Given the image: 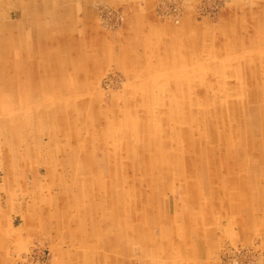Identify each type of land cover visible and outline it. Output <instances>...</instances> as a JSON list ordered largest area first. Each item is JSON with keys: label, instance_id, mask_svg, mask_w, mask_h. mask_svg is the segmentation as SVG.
I'll return each mask as SVG.
<instances>
[{"label": "bare ground", "instance_id": "6f19581e", "mask_svg": "<svg viewBox=\"0 0 264 264\" xmlns=\"http://www.w3.org/2000/svg\"><path fill=\"white\" fill-rule=\"evenodd\" d=\"M9 1L13 2V8L16 5L13 10L20 13V18L19 22L12 27L11 24H14V22L9 25H0V168L6 171L5 176L8 182L15 185L19 183V180L24 179L25 175L29 172L35 178L33 181L35 187H40L38 180L39 172L43 170V173H46L47 177L54 181L49 186L50 190H54V187L58 186V181H60L59 185L61 187L62 184L64 185L62 187V195L66 199L65 203L64 201L60 203L63 198H58V200H54L53 198L48 199L47 196L39 195L41 192H38V189L35 192L36 197L43 198L42 201L44 202L42 208L38 210L40 211L38 217L44 216L46 219L49 218L50 223L52 222L51 229H55L59 216L65 215V217H69L71 213L72 217V212L76 211V208L81 207V201L82 205H85V202L88 205L87 200L95 198L96 214L101 220L95 221L97 224L94 225V228L99 227V225L102 226L101 223H103V228H100L101 231H95L92 240L93 238L98 239L96 248L104 244V246L110 247V252L115 253V256L110 254L111 257L108 256V253L104 254L103 263L108 262L110 259L113 261V264H116L114 260H119L120 258L117 252H124L126 257L127 253H131V249L125 250L123 247H129L130 243L131 245L140 243L144 248L145 246L149 248V244L152 243L151 239L154 237L153 234H156L153 229L157 226L162 231L164 240L166 242L171 241V238L179 230L176 229V226L170 229L165 225L162 226L163 223L160 224L158 222L159 216L161 218L167 217L166 215L162 216V210L159 211L158 216H154V192H157L156 187H158V184H163L166 182L165 180L170 179L173 182L178 181L177 175L182 174L188 176V180L184 182L185 186L181 190L182 194L185 191H188L189 195L194 194L190 193L193 184L190 185L189 177L196 168L193 164L198 162L196 157H193L197 155V150L202 151L201 148L206 146V152L209 153V156H213V153L216 151L215 147L222 145V148H224L222 155H225V151H228L226 155L234 153L236 156H245L247 154V157L256 158L258 162L260 161L259 159H264V57L260 56L262 52L264 53V50L262 51L257 48V44H254V51L251 54L247 52V49L251 48L250 46H242L240 49L243 52H241L240 58H243L244 62L247 63L252 59L255 62L248 68V72L245 74L246 78H243L244 72H241L243 66L239 65V72H235L239 76V79H233L234 75L232 72L235 70L232 67L233 64L230 66L224 63L225 61L215 66L216 69L213 72L214 79L212 82H210L209 78L212 73L206 75L202 71H197L196 68L193 72L178 71L175 74L176 82L173 79L170 81L173 84L176 83V94L172 95L170 92H167V97L163 101L165 102L164 105L169 104L172 108L169 116H165V111L157 108L153 111L150 107V105L159 104L162 100V98L154 96L153 93L158 94L160 90L167 91V88L165 87L164 89L159 86L156 88V83H160L156 79L155 81H149L150 83L144 82L146 85L144 84L143 88L146 94L139 97L135 105V107L145 106L144 115L134 112V116H143L144 122H141V124H135L134 122V125H131L125 121L118 124L114 120L117 114L114 107L111 106L106 111L107 116H105V112L97 110L91 98L88 100L84 99L86 89L83 87L84 85L73 84L65 72V64L69 66L74 61V57L71 58V60L73 59L72 61L70 60L69 53L74 55V52H76L77 59H75L77 62L81 60L78 57L82 55L83 43L79 47V43L77 44L74 41V34L78 30L81 20L79 13L82 10V6L75 3L76 0ZM49 2L50 9L48 10ZM25 6L29 7L28 10ZM5 15L3 16L5 17ZM83 22L84 19H82ZM17 26L19 27L17 28ZM12 28H16L14 30L15 33H13ZM254 34L256 35L257 33L255 32ZM24 37L32 39L30 43L27 42V47H25L26 42L23 40ZM74 42L76 43L75 46ZM160 48L162 47L160 46ZM94 50L92 48L91 53ZM65 54L68 55V58ZM160 54L162 56L165 54L163 49ZM166 56L165 54L164 57ZM183 60L176 59V65H184L185 62L183 63ZM186 60L188 61V59ZM16 61H20L21 63H17ZM64 62L66 63L64 64ZM73 66L76 72L84 70V65L73 64ZM24 70L28 72H24ZM169 73L170 76L174 77L173 74L175 72ZM28 76L30 77L29 79ZM146 81L148 80L146 79ZM26 85L36 86V92L40 93L41 101H35V98L30 102L28 101L29 94H24ZM137 86L142 88L143 85L136 82V85L132 88ZM210 93L212 94V100L209 98ZM95 101L97 102V100ZM123 104L128 107L131 102L129 100L126 102V99H124ZM202 106H205V110L202 109ZM80 114L84 115L85 121L79 117ZM127 116H130V114L125 112V117ZM170 121H172L171 124ZM76 122L78 123L79 131L76 127ZM80 122H84L85 124L81 125ZM83 126L84 130L80 133ZM167 126L169 128L166 131L164 128ZM170 128L174 129L175 133ZM144 132L145 135L143 134ZM77 133L82 134V136L84 134L90 135V141L97 144L99 150H103V153L99 155L102 159L101 164L94 161L92 153L88 154L86 152L88 156L84 157L82 151L84 146L80 147L82 136ZM196 133L201 135V139L194 144L191 139L196 137ZM63 134L72 139L68 140L70 147H67L66 143H62L61 138H63ZM117 135H123L126 140H135V147L129 151L128 156H138L140 162L143 164L144 168L139 178H126L132 165L129 161H126L123 164L126 172L124 174L121 173L122 179L120 181L117 180L119 176L118 169L113 167L115 165L112 160L115 157V155L112 156L114 151L106 147L105 142L111 140L114 146ZM169 135L176 141L175 144L171 142L172 140L167 139ZM236 136L237 141L235 139ZM45 137L49 138L47 143L44 141ZM142 140L146 142L141 144ZM73 141H75L74 145ZM200 143H203L202 147H199ZM226 146H230L232 152ZM67 149L70 151L69 154L66 153ZM60 155L63 156V159H59ZM210 159L212 162L214 161L213 157H210ZM203 162H205L204 159ZM56 169L60 171H55ZM101 169L104 175L99 176L94 174L101 171ZM182 169L184 170L183 172L181 171ZM55 172L56 175H54ZM71 177L73 181L69 184L67 181ZM209 180L210 202L215 203L217 201V186L214 176L212 175L211 177L210 175ZM119 185L122 186L120 187ZM173 185H176V183ZM236 188L239 193L237 192L235 197L238 200L240 199L242 204L246 206L242 200L241 196L243 195L241 193L248 197V189L242 187L237 182ZM141 189L140 195H136L138 190ZM42 192L44 191L42 190ZM224 194L227 196L222 195L223 198L219 201L220 203L232 200L230 195H228L229 192ZM32 195L34 196V192ZM137 196L139 201H137ZM186 200L188 201L186 203V211L199 206L194 196H187ZM54 206L57 208L51 212L50 209ZM215 207L216 205L214 206V210L217 208ZM154 209L156 210V208ZM244 212H246V209ZM188 214L187 212L182 213V217L186 218L184 221L188 227L185 234L189 236V239L186 238L188 242L180 241L177 245L180 248H186V256L188 257L185 264H197V256L207 251L204 244L205 241L202 239L206 237L207 241L212 240L211 237L207 236L209 230L208 223L203 225L195 220L192 221V218H189ZM244 217L250 220L256 219L254 216H249L248 214L244 215ZM176 219H179V216ZM62 220L61 222H64ZM71 220L74 221L72 218ZM28 222L32 223V217H29ZM70 222L68 221L69 224ZM218 222L220 223V220ZM233 223L235 224L234 221ZM38 228L37 224V230ZM85 231H80V233L74 231V235L78 237V235L84 234ZM111 231L114 234L112 233V237H109V244H106L108 238L104 242L101 240L102 234L108 236L107 234H110ZM197 233L199 235L196 236H199V238H197L194 246L195 241L191 236ZM83 246H88V244L83 243ZM152 248L156 250L157 256H162L165 262H168L164 258L166 257L164 250L161 251L156 246ZM145 252L149 257V250L145 248ZM146 254H143L140 259L145 258ZM167 258L170 259L172 257L168 255ZM83 260L89 261L88 256L84 255ZM199 264H203V262L200 261Z\"/></svg>", "mask_w": 264, "mask_h": 264}, {"label": "rangeland", "instance_id": "374dc122", "mask_svg": "<svg viewBox=\"0 0 264 264\" xmlns=\"http://www.w3.org/2000/svg\"><path fill=\"white\" fill-rule=\"evenodd\" d=\"M75 3L82 6V10L79 13L81 20L78 30L74 34V41L77 44L79 43V47L83 43L82 55L78 57L82 62L81 60L77 62L76 52H74V55L69 53L70 60L74 57L75 62L72 59L71 61L74 63L71 62L70 67L64 62L65 72L73 84L84 85L83 87L86 88L84 99L88 100L91 98L97 110L105 112V116H107L106 111L111 106L114 107L117 114L116 119H113L118 124L125 121L131 125H134V122L135 124L144 122V117L134 116V112L144 115L145 106L135 107V105L139 97L146 94L143 87L147 82L150 83L149 81H155L156 79L160 82L159 84L156 83V88L158 86L164 89L165 87L167 88V91L160 90L158 94L153 93L154 96L160 97L162 100L159 104L156 103L154 106L150 105V107L153 111L156 108L165 111V116H169L172 108L169 104L164 105L165 102L163 101L167 97V92L172 95L176 94V83L170 82L172 81L171 79L176 82V72H193L196 68L197 71H202L206 75L212 73L209 77L210 82H212L215 66L225 61L224 63L230 66L233 64L232 67L235 69L232 72L234 75L233 79L238 80L239 76L235 74V72H239L238 68L241 65L243 66H241V72H244L243 78H246L245 74H247L248 68L255 63L254 59L246 63L242 60L243 58H240L241 47L250 46L251 48L247 49L249 54L254 51L256 44L257 48L264 50V0H76ZM49 4L50 2L48 3V10L50 9ZM15 6L13 8L12 1L0 0V25H9L14 22V24H11L12 27L19 22L20 13L13 10ZM26 6L25 8L28 10L29 7L27 8ZM82 19H84L83 23ZM12 30L15 33L14 30L16 28H12ZM254 31L257 33L256 35ZM16 33L18 32L16 31ZM27 37L23 39L26 42L25 47H27V42L30 43V40H32ZM89 41L92 43L91 45ZM75 44L74 42V46ZM92 48L96 51L94 50L91 53ZM162 49L167 55L166 57H164L165 54L163 56L160 54ZM253 56L252 58H254ZM260 56L264 57V53L262 52ZM66 57L68 58V55ZM176 59H188V61L183 60V63L185 62L184 65L178 66L176 65ZM16 62L21 63L20 61ZM73 64L84 65V70L76 72L73 69L75 68ZM24 72L28 71L24 70ZM169 72H175L173 74L175 78L170 76ZM146 76L147 78H145ZM136 82L143 85L142 88L138 86L132 88L136 85ZM24 89V94H29V97L27 96L29 102L34 98L35 101H41V95L36 92V86L26 85ZM209 98L212 100L211 93ZM124 99H126V102L127 100L131 102L128 107L123 104ZM202 109L205 110V106H202ZM125 112L130 114V116L125 117ZM79 117L85 121L83 114H80ZM80 123L81 125L85 124L84 122ZM76 127L79 131L77 122ZM168 128L167 126L164 129L167 131ZM170 129L175 133L174 129ZM82 130H84V126L81 127L80 133ZM77 134L82 136V134ZM143 134L145 135V132ZM237 136L235 137L236 141L238 140ZM62 137L64 138H61L62 143H66L67 147H70L69 141L72 139L65 134ZM81 139L80 147L84 146L82 148L84 157L92 153L94 161L101 164L102 159L99 155L103 153V150H99L98 145L90 141V135L84 134ZM167 139L172 140L171 142H174V144L176 143L170 135ZM200 139L201 135L196 133V137L191 140L195 144ZM44 141L47 143L49 138L45 137ZM74 142H72L73 145ZM105 142L106 147L114 151L112 156L115 155V157L112 160L115 165L113 167L118 169L119 176L117 180L120 181L122 179L121 173L124 174L126 172L123 167L126 161L132 164L126 178H139L144 166L138 156H128L129 151L135 147V140H126L123 135H117L114 146L111 140ZM144 142L146 141L142 140L141 144ZM199 145V147H202L203 143ZM205 147L201 148L202 151L197 150V155L193 156L196 157L198 162L193 164L196 168L189 177L190 185L193 184L190 193L196 195H189L188 191L182 194L181 190L185 186L184 182L188 180V176L182 174L177 175L178 181L173 182L170 179L165 180L166 182L163 184H158V187H156L157 192H154L153 201L155 205L153 207L156 208V210L153 208L154 216H158L159 211L162 210V216L166 215L167 217L161 218L159 216L158 222L160 224L163 223L162 226L165 225L170 229L176 226L179 231L174 234L170 242H166L160 228L158 226L155 227L153 231L156 234H153L152 243L149 244V248L145 246L149 250V257L142 244L137 243L132 244V246L130 243L129 247L124 246L123 249H131V253H127L125 257L124 252H117L120 257L119 260H114L113 257L116 264H168L170 262H172L170 264H185L188 257L186 256V248H180L177 244L180 241L188 242L186 238L189 239V236L185 235L188 229L184 221L186 218L182 217V213L186 212L189 213L188 216L192 218V221L195 220L203 225L208 223L209 225L207 236L211 237L212 241H207L206 237L202 239L205 241L204 244L207 251L197 256V264L200 261L203 264H264V159H259L260 161L258 162L256 158L247 157V154L245 156H236L234 153L226 155L228 151H225V155H222L224 149L222 145L215 147V153H213V156H209ZM226 147L232 152L230 146ZM77 152L80 153L79 150ZM66 153H70L69 149H67ZM81 156L83 158L82 154ZM210 157L214 158L213 162ZM59 159H63V156L60 155ZM203 159L205 162H203ZM55 171L60 170L56 169ZM102 171L101 169V171L94 174L100 176L104 173ZM181 171L183 172L184 170L182 169ZM43 172L44 170L39 172L40 187L37 188L33 183L35 178L29 172L27 174L28 177L25 175L26 177L19 180V183L15 185L8 182L5 176L6 171L0 168V264H113L110 259L108 262L103 263L104 254L108 253L110 257L112 254L115 256L114 252H110V247H106L103 244L96 248L98 239L93 238L92 240L95 231L103 228V223H101L102 226L99 225V227L94 228V225L97 224L95 221L101 220L96 214L95 198H89L87 200L88 205L87 202L82 205L81 201V207L76 208V211L72 212V217L71 213L69 217L67 215V217L65 215L59 216L55 229L50 228L52 222L50 223L49 218L38 217V213H40L38 210L42 208L44 202L42 201L43 198L36 197L35 192L37 189L38 192L42 193H39V195L47 196L48 199L58 200V198H63L60 203H63V201L65 203L66 201L62 195V187L64 185L62 184L61 187L59 185L60 181H58V186H55L54 190H50L49 186L54 181L49 179L46 173ZM54 175H56V172ZM210 175L211 177L212 175L214 176L217 186L216 204L210 202L211 196L208 184ZM72 181L71 177L67 182L71 184ZM236 182L248 189V197L241 193L243 195L241 196L242 200L246 206L242 204L240 199L238 200L235 197L238 192ZM174 183L176 185H173ZM119 186L121 187L122 185ZM141 191L142 189L138 190L136 195H140ZM33 192L34 196L32 195ZM226 192H229L228 195H230L232 200H226L221 202V204L219 201L222 200V195H225L224 193ZM187 196L196 197L199 206L186 211ZM137 201H139L138 196ZM215 205L217 208L215 207L216 209L214 210ZM56 208L54 206L50 211L53 212ZM245 209L246 212H244ZM246 214L254 216L256 219L245 218L244 215L246 216ZM178 216L179 219H176ZM29 217H32V223L28 222ZM71 218L75 221L74 224ZM60 219H63L62 221L64 222H61ZM219 220L220 223L218 222ZM68 221L72 223L70 222L69 224ZM37 224L39 226L38 230ZM98 224L100 223L98 222ZM74 231L85 232L77 237L74 235ZM112 233V231L110 234L108 233V236L102 234L101 240L105 242V239L108 238L106 244H109ZM196 235H199V233L191 236L195 241L194 246L197 238H199ZM83 243H87L88 246H83ZM150 246L151 248L159 247L161 251L164 250L166 253H164L166 256L164 258L168 262H165L162 256H157L156 250L151 249ZM175 249L176 251H174ZM143 254H146V257L140 259ZM84 255L88 256L89 261L85 260V262L83 260ZM168 255L172 258L168 259Z\"/></svg>", "mask_w": 264, "mask_h": 264}]
</instances>
